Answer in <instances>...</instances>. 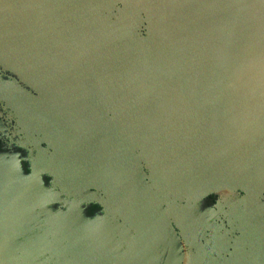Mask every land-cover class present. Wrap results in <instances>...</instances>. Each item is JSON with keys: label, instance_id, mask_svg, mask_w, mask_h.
<instances>
[{"label": "water", "instance_id": "1", "mask_svg": "<svg viewBox=\"0 0 264 264\" xmlns=\"http://www.w3.org/2000/svg\"><path fill=\"white\" fill-rule=\"evenodd\" d=\"M0 100V264H264V0H0Z\"/></svg>", "mask_w": 264, "mask_h": 264}, {"label": "flooded vegetation", "instance_id": "2", "mask_svg": "<svg viewBox=\"0 0 264 264\" xmlns=\"http://www.w3.org/2000/svg\"><path fill=\"white\" fill-rule=\"evenodd\" d=\"M29 120H21L14 110L0 100V171L2 175L19 170V163L28 175L34 172L40 152V136L33 131ZM32 132V133H31ZM35 133V134H34ZM42 143V147H46ZM52 179L48 178L49 185ZM92 206L89 212H94Z\"/></svg>", "mask_w": 264, "mask_h": 264}, {"label": "rangeland", "instance_id": "3", "mask_svg": "<svg viewBox=\"0 0 264 264\" xmlns=\"http://www.w3.org/2000/svg\"><path fill=\"white\" fill-rule=\"evenodd\" d=\"M106 110H107V112L110 114L109 116L111 117V119H112V121L114 122V124H115V126H117V128H118V130L122 133V134H125V132L126 133H129V132H131V128H130V126L126 123V122H124V121H122V120H119V121H117V120H115V118L111 115V110H112V105L111 106H106V108H105ZM32 133V132H31ZM35 134V133H34ZM37 135H40V133H39V131H37V133H36ZM126 139V138H125ZM127 140V139H126ZM40 153V152H39ZM40 155H42L41 153H40ZM146 172H147V174L149 175V176H151V170H149V169H146ZM154 178V176H152V179ZM53 184V183H52ZM53 186H54V184H53ZM59 185L58 184H56V187H58ZM85 193H87V192H85ZM79 199H81V200H83V201H85L82 197H78ZM217 200H218V196H216V195H212V196H209V198H208V205H211V206H213L214 204H216V202H217ZM97 211V206H96V209H95V212ZM81 217L83 218V215H81ZM115 221H117V218L115 217ZM179 232V231H178ZM129 240L130 241H133L132 240V238H129ZM183 245H184V251H185V254H186V256L187 255H190V252H191V250L188 248V246L185 244V243H183ZM136 250V249H135ZM131 254H133L134 255V253H131ZM134 256H138V255H134ZM188 259H186V262H184V264H188Z\"/></svg>", "mask_w": 264, "mask_h": 264}]
</instances>
